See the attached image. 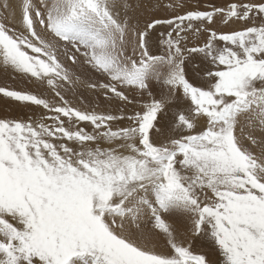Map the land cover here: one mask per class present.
<instances>
[{"label": "snow or ice", "instance_id": "snow-or-ice-1", "mask_svg": "<svg viewBox=\"0 0 264 264\" xmlns=\"http://www.w3.org/2000/svg\"><path fill=\"white\" fill-rule=\"evenodd\" d=\"M36 4L22 0L18 28L0 16V68L43 89L0 87L43 110L0 119V264H214L191 250L196 238L220 264H264V132L239 134L264 128V0ZM150 8L174 14L142 20ZM61 56L132 112L73 106L83 81Z\"/></svg>", "mask_w": 264, "mask_h": 264}, {"label": "rangeland", "instance_id": "rangeland-1", "mask_svg": "<svg viewBox=\"0 0 264 264\" xmlns=\"http://www.w3.org/2000/svg\"><path fill=\"white\" fill-rule=\"evenodd\" d=\"M196 1V3H192V0H191V2H190V0L188 1V0H179V2L180 3H184L185 5H186V8L188 9V10H192V9H194L195 7H196V5L197 4H199V6H200V10H207V9H209L210 8V6L211 5H216V6H223L225 3H227L228 2V0H195ZM158 10H159V8H150V9H148V11L152 14H157L158 13ZM160 12H161V10H159ZM184 11V9H177V12H179V13H182ZM172 14H174V13H172V12H166V13H164V15H162V16H170V15H172ZM7 16V20H6V23L8 24V26L9 27H11L10 26V19L8 18V14H7V12L5 13V12H0V16ZM158 15V14H157ZM150 18V16H147L145 13H143L142 14V16H141V19L142 20H147V19H149ZM12 25V24H11ZM239 27H241V25H239V24H235V25H232L231 27H228V26H225V25H223L222 23L220 24V25H218L217 26V30L218 31H221V32H228V31H232L233 29H236V28H239ZM161 30H163V29H161ZM59 43H61V42H59ZM62 44V43H61ZM70 47V46H69ZM70 51L71 52H73V53H75V49H71L70 48ZM152 51H153V53L155 54L157 51H158V46H157V44H156V42H155V37H154V39H153V45H152ZM75 55L77 56V58L78 59H81L82 60V57H80V54L79 53H75ZM66 61H69V60H67L66 59ZM71 62V61H70ZM72 63V62H71ZM82 64V63H81ZM75 65H78V64H75ZM84 65V64H83ZM85 66H87V65H85ZM88 68H89V66H87ZM13 75V76H12ZM14 77V78H13ZM18 77H20V75L19 74H11V76H10V78L11 79H14V80H17L16 78H18ZM189 78L194 82V83H201V79H200V77L198 76V75H196L195 73H193V72H191V70H189ZM26 82L29 86H31V88H32V92L33 93H37V92H42L43 91V89H40L38 86H36V84H33V82H31V81H29V80H27V79H25V78H23L21 81L19 80V82ZM96 81H100V82H105V78L104 77H102V76H100V74H98V73H95V75H94V78H93V81L92 82H96ZM5 82V79H3V81L2 82H0V87H12V86H10V84L9 85H7L8 83H4ZM2 83H4L5 84V86H2L1 84ZM13 84V83H12ZM83 85V84H82ZM35 86V87H34ZM13 88V87H12ZM92 91H94L98 96H102L103 95V91L104 90H102V89H99V88H97V89H92ZM38 94V93H37ZM103 97H104V95H103ZM0 98H4L5 99V97H3L2 96V94H0ZM44 98H47V99H52V96L51 95H49V93H47V92H44ZM104 99V101H106V102H108V103H106L107 105H110V104H113L114 105V107L115 108H110L109 106L108 107H104V111L106 112V113H117V110H118V108L119 107H123V108H125L126 109V111L127 112H129V113H131L132 112V110H133V106L132 105H128V106H125V105H123L121 102H118V101H114L113 103H112V101H107V100H105V98H103ZM5 100H8V101H11V102H13V103H16V104H18L20 107L18 108L17 107V111L15 110V109H12L11 111H10V115H12V116H15V119L14 120H24V121H27L28 119H29V117H33L35 120H39L40 119V115H41V113L43 112V110L42 109H40V108H37V107H34V106H25V105H22L21 103H19V102H15V101H12L11 99H9V98H7V99H5ZM116 103V104H115ZM18 109H21V111L23 112H21L20 110H18ZM13 110H15V112L13 111ZM13 114H12V113ZM175 112H176V108H173L172 110H171V112L167 115V116H165L162 120H161V125H163V124H165V123H167V122H170V120H171V118H172V116L175 114ZM22 113V114H21ZM19 114V115H18ZM17 115L18 116H20V117H17ZM1 119V118H0ZM13 119V118H12ZM126 124H127V121H124V122H120L119 123V125L118 126H121V127H123V126H126ZM81 127H84L87 131H89V132H91L92 131V127H89L88 128V126H84V125H80ZM115 126H117L116 124H114V127ZM87 127V128H86ZM245 127H248V128H252L251 127V125L249 124V125H247V126H245ZM201 128H202V125H201V127H198L197 129H196V131L198 132V131H200L201 130ZM253 129H254V127H253ZM256 129H259L258 127H256ZM260 129H263L261 132H264V128H260ZM240 134V133H239ZM261 133H258V134H256L257 136H259ZM243 137H245V135H243V134H241ZM149 227H150V225H149ZM177 227H182V225H177ZM191 242V245H192V248H191V250L194 252V253H203V254H206L207 256H208V258L210 259V260H212L213 262H214V264H220V260L222 259L221 257H219V255H218V253H217V250L211 245V243L208 241V240H206V239H201V238H196V239H194V240H191L190 241ZM161 250L162 251H165L166 249H165V244L164 245H162L161 246Z\"/></svg>", "mask_w": 264, "mask_h": 264}, {"label": "bare ground", "instance_id": "bare-ground-1", "mask_svg": "<svg viewBox=\"0 0 264 264\" xmlns=\"http://www.w3.org/2000/svg\"><path fill=\"white\" fill-rule=\"evenodd\" d=\"M4 2L8 3L10 5L9 10L7 12L8 18L10 19L9 20L10 21V26L12 28H18L20 26L21 16H22V0H4ZM190 2H191V0H190ZM33 3H34V6H38L36 4V0H33ZM192 3H196V1L192 0ZM159 10H158V13H157L159 16H162V15H164V13H166L163 10H161V12ZM150 12L147 11V12H145V14L147 16L151 17L153 15V13L151 14ZM45 38H50V37H45ZM61 43L63 44V42H61ZM61 59H62L63 63H65V65L68 66L69 69L71 71H73L75 75L79 76V78L83 81V85H77L76 88L71 93L67 94V96H66V98L71 102V104L73 106L81 107L83 109H88V110L95 109L97 112H105L104 111V107H108V106L110 108H115L113 104H110V105L106 104L108 102L104 101L103 95L102 96H98L94 91H92V89H89V88L86 87V85L89 82L93 81V78H94V75H95V73L93 71H91L87 66H85L83 64L75 65V64L71 63L70 61H66V59L63 56H61ZM11 74H12L11 72L5 71L2 68H0V82H2L3 79H5L4 83L5 84L8 83L7 85L10 84V86L13 87V88L10 87V89H12V90L31 91L32 92L31 86H29L25 81L24 82H19V80L21 81L23 79L22 77H18V78H16L17 80H14V79L10 78ZM4 83H2L1 85L5 86ZM33 84H35V83H33ZM36 86H37V84H36ZM37 93H39V92H37ZM5 99H7V98H5ZM5 99L4 98H0V118L1 119H12V118L15 119L16 115L15 116L10 115V111L12 109H15L17 111V107L19 108L20 106L18 104H16V103H13V102L5 100ZM137 99H140V98H137ZM144 99H146V98H144ZM113 102L114 101H112V103ZM15 110H13V111L15 112ZM18 110L21 111V109H18ZM18 115H17V117H20ZM82 125L88 126V128L91 127L88 124H82ZM251 127H252L251 129L248 128V127H244V131H243V133H240V135L241 134H243V135L246 134L245 135V137H246L249 132H252L255 135L258 134V133H262L261 131L263 129H260V128L259 129H256V128L253 129L252 125H251ZM242 138H243V136H242ZM179 225H182V224H179ZM182 227H183V225H182ZM162 245H164V241L161 239V240L158 241V247L156 248V250L157 251H162L161 250V246Z\"/></svg>", "mask_w": 264, "mask_h": 264}]
</instances>
